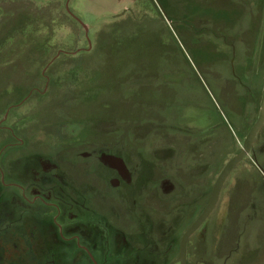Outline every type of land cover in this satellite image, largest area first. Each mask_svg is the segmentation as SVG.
Masks as SVG:
<instances>
[{
	"label": "rangeland",
	"instance_id": "obj_1",
	"mask_svg": "<svg viewBox=\"0 0 264 264\" xmlns=\"http://www.w3.org/2000/svg\"><path fill=\"white\" fill-rule=\"evenodd\" d=\"M235 1L0 0V119L21 120L29 143L55 147L52 158L85 178L82 163L75 170L77 161L66 159L70 149L57 136L77 131L65 123L80 122L125 158L138 152L141 178L189 185L188 208L200 191L188 213L194 216L224 162L240 150L261 99L264 0ZM239 19L249 21L246 28L238 27ZM185 20L190 26L182 27ZM260 21V44L252 43ZM240 35L247 40L242 50ZM51 135L54 141L43 139ZM197 139L200 153L189 152ZM251 146L255 163L248 154L233 166L203 219L200 264H264V121ZM180 169L192 175L182 177ZM151 195L133 204L108 195L105 203L129 215L117 221L137 226L147 219L156 229L160 203ZM5 218L0 252L12 258L19 250L9 245ZM188 222L179 217L173 225L179 232Z\"/></svg>",
	"mask_w": 264,
	"mask_h": 264
},
{
	"label": "flooded vegetation",
	"instance_id": "obj_2",
	"mask_svg": "<svg viewBox=\"0 0 264 264\" xmlns=\"http://www.w3.org/2000/svg\"><path fill=\"white\" fill-rule=\"evenodd\" d=\"M48 62L43 65L41 76L46 72L44 67ZM44 88L35 91L45 92ZM4 117L7 121V115ZM11 121L2 123L7 141L0 148V207L3 203L4 230L10 239L13 238L9 245L19 251L12 258H6L0 252V264H180L176 259L179 238L197 215L188 213L196 207L193 202L195 198L198 200L200 191L191 195L190 200H194L188 208L189 185L179 182L175 186L163 177L152 182L151 176L148 180L145 176L141 178L138 152L127 159L119 154V147L111 148L110 143L99 141L86 126L83 128L82 123L73 121L63 127L75 124L77 131L57 134L63 139L61 148L70 149V153H65L66 159L71 157L77 161L72 165L75 170L80 168L78 162L82 163L81 169H85V178L78 170L71 175L59 156L56 160L52 158L55 147L35 148L36 142L33 140V146L20 131L25 123ZM43 139L50 142L55 138L51 135ZM198 140L189 152L200 153ZM251 147L244 157L250 154ZM126 159L132 161L131 168ZM12 160L17 163L12 164ZM190 165L194 164L191 162ZM196 167L199 166L196 164ZM180 171L182 175H192L186 170ZM142 194H152L160 203L155 215L159 223L156 229L149 227L147 219L137 226L117 221L116 217L129 215L105 203L108 195H113L124 196L129 204H133ZM13 196L15 199L12 200ZM176 199L179 203L173 205L172 200L176 202ZM4 214L0 212L1 217ZM185 216L189 217V222L177 232L173 224ZM202 229L203 220L187 235L181 264L202 262V251L198 250Z\"/></svg>",
	"mask_w": 264,
	"mask_h": 264
},
{
	"label": "water",
	"instance_id": "obj_3",
	"mask_svg": "<svg viewBox=\"0 0 264 264\" xmlns=\"http://www.w3.org/2000/svg\"><path fill=\"white\" fill-rule=\"evenodd\" d=\"M263 121H264V76H263L262 93H261L260 104L258 107V113L255 120L253 121L250 128L248 129V131L246 132L245 136L242 139L240 150L224 162V164L222 165L221 169L219 170V172L217 173V175L215 176L212 182L209 196L205 204L180 235L178 254L176 257V259L180 261V264L183 261L184 242L187 235L205 218L207 213L211 210V208L215 203L218 191L220 189V186L224 178L226 177L228 172L233 168V166L248 153L254 135Z\"/></svg>",
	"mask_w": 264,
	"mask_h": 264
},
{
	"label": "crops",
	"instance_id": "obj_4",
	"mask_svg": "<svg viewBox=\"0 0 264 264\" xmlns=\"http://www.w3.org/2000/svg\"><path fill=\"white\" fill-rule=\"evenodd\" d=\"M233 2L234 3H236V1L235 0H233ZM248 2V3H247ZM243 4H245L246 6H247V4L249 5H252V1L251 0H246V1H244L243 2ZM262 7V9H260V12H259V14H260V16L262 15L263 17H264V3H263V6H261ZM241 20H243V19H239V24H238V27L240 28V27H244V28H246L247 27V19H246V23H244V22H241ZM248 23H249V21H248ZM256 26H257V24H256ZM261 27H262V21H260L259 23H258V26H257V31H256V34L255 35H253V40H252V43H254V42H256V40L257 41H259V44H260V38H258L259 37V34H260V31H261ZM241 32V31H240ZM240 36H242V35H240ZM244 36H242V41L241 42H239V49L240 50H242V47H244L245 45H244V43H246L247 42V40L246 41H244ZM257 49H259L258 47H257ZM242 52H244V51H239V53L241 54ZM247 58H249V57H247ZM246 58V59H247Z\"/></svg>",
	"mask_w": 264,
	"mask_h": 264
},
{
	"label": "trees",
	"instance_id": "obj_5",
	"mask_svg": "<svg viewBox=\"0 0 264 264\" xmlns=\"http://www.w3.org/2000/svg\"><path fill=\"white\" fill-rule=\"evenodd\" d=\"M187 20H185V24L182 26V27H185V26H190L189 24H187ZM197 22H199V21H197ZM199 23H201V22H199ZM180 25V24H179ZM199 26H202L201 24H199ZM1 111V110H0ZM1 117V116H0ZM1 120V119H0ZM4 122V120H1L0 121V128H2V129H0L1 131H3L4 129H3V123ZM1 124H2V127H1ZM4 133H5V131H4ZM4 136L6 137V135L4 134ZM254 152H253V150H250V154H249V157H251V162H254L255 163V158H254ZM247 157V156H246ZM246 157H244L242 160H244ZM241 160V161H242ZM1 233V232H0Z\"/></svg>",
	"mask_w": 264,
	"mask_h": 264
}]
</instances>
